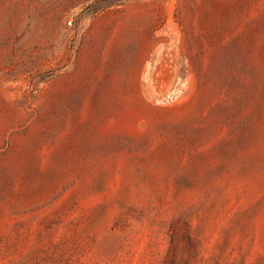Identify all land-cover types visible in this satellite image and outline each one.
<instances>
[{"label": "rangeland", "instance_id": "rangeland-1", "mask_svg": "<svg viewBox=\"0 0 264 264\" xmlns=\"http://www.w3.org/2000/svg\"><path fill=\"white\" fill-rule=\"evenodd\" d=\"M0 264H264V0H0Z\"/></svg>", "mask_w": 264, "mask_h": 264}]
</instances>
